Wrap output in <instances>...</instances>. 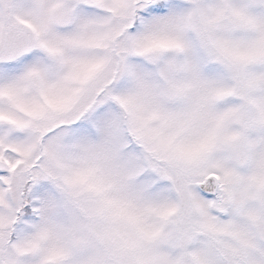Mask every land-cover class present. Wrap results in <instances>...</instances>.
<instances>
[{
  "label": "snow or ice",
  "instance_id": "1",
  "mask_svg": "<svg viewBox=\"0 0 264 264\" xmlns=\"http://www.w3.org/2000/svg\"><path fill=\"white\" fill-rule=\"evenodd\" d=\"M0 264H264V0H0Z\"/></svg>",
  "mask_w": 264,
  "mask_h": 264
}]
</instances>
